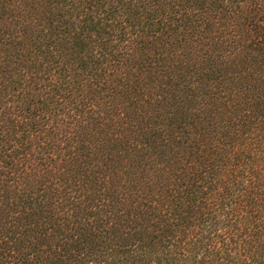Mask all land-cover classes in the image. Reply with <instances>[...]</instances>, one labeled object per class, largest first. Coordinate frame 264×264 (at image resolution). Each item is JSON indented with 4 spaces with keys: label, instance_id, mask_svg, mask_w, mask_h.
Wrapping results in <instances>:
<instances>
[{
    "label": "trees",
    "instance_id": "1",
    "mask_svg": "<svg viewBox=\"0 0 264 264\" xmlns=\"http://www.w3.org/2000/svg\"><path fill=\"white\" fill-rule=\"evenodd\" d=\"M0 264H264V0H0Z\"/></svg>",
    "mask_w": 264,
    "mask_h": 264
}]
</instances>
